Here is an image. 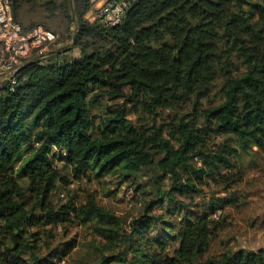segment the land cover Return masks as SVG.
<instances>
[{
    "label": "trees",
    "instance_id": "1",
    "mask_svg": "<svg viewBox=\"0 0 264 264\" xmlns=\"http://www.w3.org/2000/svg\"><path fill=\"white\" fill-rule=\"evenodd\" d=\"M128 1L122 21L107 25L87 17L91 0H11L25 29L53 30L49 20L61 15L77 37L31 55L14 87L0 83V264H57L76 242L43 254L53 229L94 219L104 241L97 264H264V246L209 254L234 193L193 217L177 201L179 223L144 214L129 235L94 194L81 205L54 200L73 181L127 182L144 167L151 184L169 180L168 191L155 187L165 198L209 182L228 192L242 179L243 154H264V0ZM39 11L47 20L23 24V13ZM73 48L79 55L65 56ZM100 96L121 102L95 114Z\"/></svg>",
    "mask_w": 264,
    "mask_h": 264
},
{
    "label": "rangeland",
    "instance_id": "2",
    "mask_svg": "<svg viewBox=\"0 0 264 264\" xmlns=\"http://www.w3.org/2000/svg\"><path fill=\"white\" fill-rule=\"evenodd\" d=\"M95 9L96 6H93L88 13L87 17L90 20H94L96 17ZM33 20H47L46 14H42L41 11L23 13L22 22L24 25L29 26ZM73 20L76 21V18L73 17ZM49 21L50 27L59 35L61 42L67 47L72 46V33H74V38L76 27H71L72 29L75 28L74 32L67 30V20L61 15H57ZM78 55L79 48H73L65 56ZM2 81L1 79L0 83ZM94 93L90 91L89 95L92 96ZM214 99L217 101L218 96ZM120 102L121 100L109 103L105 97L100 96L98 100L92 103V112L100 114L107 105L118 106ZM220 139L222 138L217 137L215 143H218ZM59 165H62V163H59ZM240 165L243 171L242 179L228 192L222 191L221 186L209 182L204 185L202 192L197 195L189 196L176 193L175 200L165 198V196L162 197L157 193L155 187L160 185L163 190L168 191L169 180H161L157 185L151 184L152 177L155 174L150 168L144 167L136 174L137 179L133 178L127 182L120 180L119 175L108 177V184L98 181L92 183L73 181L67 187L60 186L54 193V200L66 202L72 199L77 205H81L86 202L89 194H94L97 199L96 205L110 214L121 217L122 232L129 235L132 231L130 228L132 222L144 216V214L153 213L158 215L161 213L163 220L179 223L184 212L180 210V214L175 213L180 207L176 203L177 201H184L183 203L186 205L185 212L193 217L207 209L210 200L219 197L225 199V197L234 193L238 196V205H225L217 213L216 219H218L221 227L216 231L209 254L219 253L228 246L257 249L264 246V205L259 204L260 201L264 202V154L260 152L243 154L240 158ZM164 200L165 202H160ZM148 204H151V206L149 211H146L145 208ZM96 222L97 220L94 219L92 223L84 225L76 221L56 226L53 229L54 238L50 239L49 244L43 242L42 253H48L57 246H65L66 243L76 242V246L70 253L59 259L57 264H97L103 254L100 246H104V241L94 230ZM172 245L175 246V244Z\"/></svg>",
    "mask_w": 264,
    "mask_h": 264
},
{
    "label": "built area",
    "instance_id": "3",
    "mask_svg": "<svg viewBox=\"0 0 264 264\" xmlns=\"http://www.w3.org/2000/svg\"><path fill=\"white\" fill-rule=\"evenodd\" d=\"M91 2L96 6V17L107 25L120 23L129 6L128 0ZM63 45L59 35L49 28L39 25L25 29L14 18L11 0H0V80L9 78L14 87L16 73L31 55L43 59L52 49Z\"/></svg>",
    "mask_w": 264,
    "mask_h": 264
},
{
    "label": "water",
    "instance_id": "4",
    "mask_svg": "<svg viewBox=\"0 0 264 264\" xmlns=\"http://www.w3.org/2000/svg\"><path fill=\"white\" fill-rule=\"evenodd\" d=\"M76 37H77V34H75V36H74V42H75ZM74 42H73V44H74ZM32 62H33V61H30V62H28V63L22 65V66L20 67L19 70L23 69L25 66H27L28 64H30V63H32Z\"/></svg>",
    "mask_w": 264,
    "mask_h": 264
},
{
    "label": "crops",
    "instance_id": "5",
    "mask_svg": "<svg viewBox=\"0 0 264 264\" xmlns=\"http://www.w3.org/2000/svg\"><path fill=\"white\" fill-rule=\"evenodd\" d=\"M262 154H263V153H262ZM235 186H236V185H235ZM233 188H234V187H233ZM235 195L237 196V194H235ZM237 197H238V196H237ZM244 202H246V201H244ZM259 204H260L261 206H263V205H264V202H263V201H260ZM231 205H232V204H231ZM233 205H236V206H237V205H238V202H237V204H233Z\"/></svg>",
    "mask_w": 264,
    "mask_h": 264
}]
</instances>
